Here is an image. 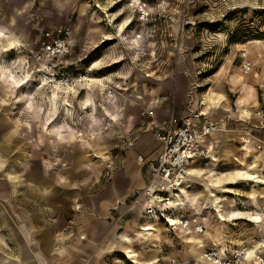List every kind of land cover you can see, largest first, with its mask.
Returning <instances> with one entry per match:
<instances>
[{"label":"rangeland","instance_id":"374dc122","mask_svg":"<svg viewBox=\"0 0 264 264\" xmlns=\"http://www.w3.org/2000/svg\"><path fill=\"white\" fill-rule=\"evenodd\" d=\"M133 2L0 0V131H9L11 138H4L0 150L14 152L8 155H16L14 159L21 152L22 175L41 184L38 194L47 189L48 197L47 206L41 201L34 207L21 204L10 214H67L64 234L85 242L84 264H264V103L243 107L255 86L264 84V0ZM214 22L221 23L219 28L207 27ZM67 30L73 48L61 65L73 75L86 72L89 83L87 89L76 87L70 103L58 102L55 110L33 58L42 42ZM102 38L110 40L106 44L113 56L85 71L82 46L89 48ZM257 41L259 46L253 44ZM188 70L199 106L219 107L226 95L216 92L226 90L224 113L245 109L249 118L263 122L256 130L234 119L230 129H250L262 141L227 144L224 159L210 165L201 179L188 182L168 214H143L142 201H133L147 183L136 187L106 218H90L94 233L85 237L76 214L82 220L98 214L95 205L115 184L120 179L136 184L133 174L141 169L136 163L120 169L124 150L114 144L123 145V140L102 125L104 116L116 125L123 114L114 95L156 99L161 83L168 86L177 71ZM101 79L111 96H105ZM94 86L100 93L92 92ZM46 113H51L48 118ZM8 189L13 201V187ZM17 191L27 194L26 187ZM171 220L180 226H172ZM12 256L0 254V264L21 260Z\"/></svg>","mask_w":264,"mask_h":264},{"label":"crops","instance_id":"0c3cea01","mask_svg":"<svg viewBox=\"0 0 264 264\" xmlns=\"http://www.w3.org/2000/svg\"><path fill=\"white\" fill-rule=\"evenodd\" d=\"M137 28H139L138 25ZM132 34L131 32L128 38L131 39ZM106 41L110 40L102 38L95 40V44L89 48H86L88 47L86 45L82 46L79 56H81V66L85 71H90L88 67L91 63L95 62V65H97L98 62H107L113 56L110 52L111 47L106 44ZM128 43L133 44L134 40ZM94 59L99 61H93ZM84 74L87 73L85 72ZM191 74H193L192 70H188L184 74L181 71H177L168 86H166V82L161 83L158 87L156 99H148L143 94L141 98H133L134 96L128 95L123 99L114 95L115 104L123 114H121L120 120L116 125L104 116L105 121L102 122V125H109L107 130L110 131L109 133L112 131V137H115V139L122 138L123 140V145L118 142L114 144L116 147L114 149L120 148L124 150V159L120 163V169L127 171L136 163L143 170L144 175L141 169L138 172H134L132 179L136 181V184L132 183L129 185L128 181L120 179V182L116 183L115 187L108 193L109 196L101 203L95 205L94 212L98 214H88L90 216L87 217L88 219L84 216V220L81 219L80 215L76 214L83 232L81 234H85V237L94 233V225L90 224V218H94V216L100 220L106 218L108 216L107 212L110 209H116L121 201L130 196L133 189L147 183L152 168V161L158 154V143L154 138V132L159 125L166 122L171 116L182 118L197 114L196 111H198V113L201 112L204 115L200 119L202 122H208L216 126L215 131L208 138L207 144L211 146L217 161L224 159L226 155L224 152L225 147L230 142L235 143L237 141L240 145L242 140L248 138L254 143L262 141L261 135L258 133L251 134L250 129L244 128L241 131L230 129L231 121L234 119L242 121L243 125L244 123L252 124L256 130H261L259 125L263 124V122L257 118H249L248 113L246 114L248 111L245 109L240 110L238 108L236 109L237 112L224 113L225 110H228L227 106L229 105L226 90L220 93L216 92L218 96H221V93L226 95V100H223L219 107L206 108L203 104V108L199 106L197 92L191 84ZM101 80L105 84L103 79ZM92 90L94 93L97 90L96 86ZM254 92L255 94H250L246 98L243 107L246 104L251 107L264 103V84H257ZM97 93L100 92L97 90ZM259 96H261V99H259ZM51 101H53V107L56 110L58 102H61L56 99ZM68 102L70 103V99ZM79 103L84 104L85 100H81ZM82 109L85 110L84 107ZM50 114L46 113L43 117L48 118ZM113 126H115V130L112 129ZM8 134L9 131H0V144H5L3 140L7 138ZM10 139L7 138L6 140ZM0 152V254L8 256L10 259L14 258L12 255L21 259L19 262L4 259L2 264H84L85 242L80 239L71 241L69 239L70 235L64 234V230L68 226L67 214H38L36 210L29 214H10V209L15 211L16 207L21 204H32L34 207L37 201H41L47 206V189L43 193L38 194L37 190L41 184L22 175V156L20 158L18 155L21 152H18L16 159H14L16 155L12 156V158L8 156L10 153H14L9 149L7 151L1 149ZM95 153L98 154L97 152ZM139 156L143 158V162L137 160ZM9 185L13 187L14 202L9 195L8 188L11 187ZM21 187L27 188V194L24 196L18 194L17 190ZM54 241H56L55 245ZM78 261L82 263H78Z\"/></svg>","mask_w":264,"mask_h":264},{"label":"built area","instance_id":"2783aa9c","mask_svg":"<svg viewBox=\"0 0 264 264\" xmlns=\"http://www.w3.org/2000/svg\"><path fill=\"white\" fill-rule=\"evenodd\" d=\"M140 6L145 8L146 5L141 3ZM72 48L71 32L59 31L42 42L35 53L33 59L38 66L36 70L43 74L50 91L55 89L66 94V90L79 86L87 89V74H70L61 65ZM104 88L105 96H111V88ZM203 117L201 112L182 118L171 116L154 132L158 154L152 161L146 186L133 201L137 203L142 200L143 214H168L174 209L169 206V192L177 193L180 187L194 179L189 171L206 170L217 161L211 146L207 144L215 126L202 122L200 119ZM137 160L144 161L141 156Z\"/></svg>","mask_w":264,"mask_h":264},{"label":"bare ground","instance_id":"6f19581e","mask_svg":"<svg viewBox=\"0 0 264 264\" xmlns=\"http://www.w3.org/2000/svg\"><path fill=\"white\" fill-rule=\"evenodd\" d=\"M134 2H133V4L135 3V0H133ZM140 21H144V17H140V19H139ZM13 43V42H12ZM15 44V43H14ZM254 45H257V46H259L261 43L260 42H254L253 43ZM243 47H246V45L245 46H243ZM5 78V77H4ZM88 82H89V79L87 80ZM42 85L43 86H45L46 85V82L44 81V79H42ZM10 86V88H14V86L13 85H9ZM50 92V94H51V96H52V98L53 99H56V100H58V101H60L62 104H65V103H68V100L69 99H71L70 97H69V95L70 94H74L75 92H76V89L75 88H71V89H69V90H66V94H63V93H60V91L59 90H51V91H49ZM6 93H7V90H6ZM72 96V95H71ZM53 102V101H52ZM52 105H53V103H52ZM51 109V108H50ZM54 110V109H53ZM45 121V120H44ZM47 123V122H46ZM42 124V123H41ZM40 124V125H41ZM46 127V126H45ZM46 130H47V127H46ZM247 140H245L244 139V143H247L246 142ZM217 159H215V161H216ZM213 167V166H212ZM212 167H210V168H208V169H206V170H210V169H212ZM206 170H202V169H198V170H195V171H193V172H191V171H189V174L190 175H192L194 178H198V179H201V177H203V175L204 174H206L205 172H206ZM251 179V178H250ZM254 179V178H253ZM257 181H256V183H258V182H261L260 181V179L258 180V179H256ZM189 182H191L190 180H189ZM264 183V182H263ZM188 183H185L182 187H180L179 188V190H178V192L177 193H174V192H169V195H170V198H169V206H171V207H176V203H174V201L176 200V198H177V196H178V194L179 193H181L184 189H187V187L188 186H186ZM206 194V193H205ZM192 200V199H191ZM180 201V200H179ZM194 202V201H193ZM210 203V202H209ZM214 209V208H213ZM142 212H143V207H142ZM171 222V225L172 226H174V225H176V226H180V223H179V221H173V220H171L170 221ZM124 238L126 237L125 235L123 236ZM201 244H202V242L201 241H198V243H197V245L196 246H198L197 248L199 249V252L197 253V254H201V251H200V248H201ZM130 254V253H129ZM130 257V256H129ZM132 257V256H131ZM205 257H206V255H205ZM197 258V257H196ZM211 261H210V259H209V262L208 263H210Z\"/></svg>","mask_w":264,"mask_h":264},{"label":"trees","instance_id":"16d2710c","mask_svg":"<svg viewBox=\"0 0 264 264\" xmlns=\"http://www.w3.org/2000/svg\"><path fill=\"white\" fill-rule=\"evenodd\" d=\"M220 25H221L220 22H214V23L208 24L207 27H209L211 29H215V28H219ZM230 42H233V38L232 37L230 38ZM212 74H214V73H212ZM208 75H210V74H208Z\"/></svg>","mask_w":264,"mask_h":264}]
</instances>
